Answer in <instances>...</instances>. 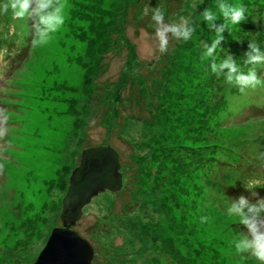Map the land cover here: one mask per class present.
<instances>
[{
  "label": "rangeland",
  "instance_id": "rangeland-1",
  "mask_svg": "<svg viewBox=\"0 0 264 264\" xmlns=\"http://www.w3.org/2000/svg\"><path fill=\"white\" fill-rule=\"evenodd\" d=\"M162 1L67 0L64 25L35 48L27 21L0 15V108L9 116L0 140V264L34 263L61 226L81 152L97 146L118 153L122 187L93 197L72 227L92 246L91 264H258L230 246L246 229L226 214V200L264 198L240 192L263 185L264 87L241 93L201 60V41L211 44L215 32L200 13L216 11V0H168L174 12L165 22L186 16L196 30L187 42L170 38L161 54L144 9L164 10ZM227 2L247 9L222 33L219 47L230 38L236 48L250 22L264 29V0ZM4 43L25 56L16 60ZM124 68L133 82L120 90ZM257 72L264 78V66ZM204 142L219 146L211 158Z\"/></svg>",
  "mask_w": 264,
  "mask_h": 264
},
{
  "label": "clouds",
  "instance_id": "clouds-1",
  "mask_svg": "<svg viewBox=\"0 0 264 264\" xmlns=\"http://www.w3.org/2000/svg\"><path fill=\"white\" fill-rule=\"evenodd\" d=\"M67 0H2L0 2V15L9 12L13 19L27 21L28 35L32 47L47 44L65 23V8ZM216 11L205 8L200 16L207 27L215 32L211 44L201 41L203 52L201 60L209 62L212 74L217 78L223 76L224 81L235 86L241 93L246 89L255 90L264 87V78L257 72V66H264V50L253 40L247 44V51L243 56L244 70L232 54L225 52L222 59L217 60L215 55L223 40L222 33L228 29L229 24L238 25L245 20L247 9L243 4H230L227 0H216ZM151 12V21L154 25V39L161 54L168 51L170 38L187 42L195 32V27L189 17L181 16L178 22H165V12L162 7L144 9V14ZM218 17H222L224 23L217 24ZM9 116L6 109L0 108V140L7 135V122ZM6 150L5 145H0V158ZM257 159L264 161V151L257 154ZM4 164L0 163V174H3ZM226 214L235 217L238 224L246 231L237 232L230 242L236 254H244L264 264V198L250 201L241 195L235 199H227ZM207 217L201 218V223L207 221Z\"/></svg>",
  "mask_w": 264,
  "mask_h": 264
},
{
  "label": "water",
  "instance_id": "water-1",
  "mask_svg": "<svg viewBox=\"0 0 264 264\" xmlns=\"http://www.w3.org/2000/svg\"><path fill=\"white\" fill-rule=\"evenodd\" d=\"M121 187L119 156L114 148L97 146L83 150L61 201V226L52 229L33 264H91L92 246L72 227L93 197L105 191L118 192Z\"/></svg>",
  "mask_w": 264,
  "mask_h": 264
},
{
  "label": "trees",
  "instance_id": "trees-1",
  "mask_svg": "<svg viewBox=\"0 0 264 264\" xmlns=\"http://www.w3.org/2000/svg\"><path fill=\"white\" fill-rule=\"evenodd\" d=\"M168 3H169V1L168 0H163L162 1V5L164 4V10H165V13H166V15H170V14H172L173 12H174V10H171V8L169 7V5H168ZM258 8L260 9V10H263L264 9V5H260V6H258ZM149 26H153V25H149ZM150 31L151 30H154V27H150V29H149ZM257 34V35H256ZM245 37V39H244V42H243V44L241 45V46H238V47H236V48H234L235 47V45H236V43H235V41L232 43V46H230V45H226L227 43L228 44H230V41H231V39L229 38V39H227L225 42H224V44L223 45H221L219 48H222L223 47V51H219V48L217 49V53H218V55H219V57H218V60L219 59H222L223 58V56H224V54H225V52H227V53H229V54H232L233 55V57H234V59H236V62H237V60H240V59H242L243 60V56H244V53H245V51H244V45L252 38V39H254V40H257L258 42H260V43H263L264 42V29L262 28V27H259V32H258V30L255 28V24L254 23H252V22H250L249 24H248V27H247V29L245 30V35H244ZM8 44V43H7ZM22 50V53H21V51H19L17 54H16V56H18L19 58H23L24 56H25V49H21ZM217 57V56H216ZM136 68H138V67H135V69ZM134 69V70H135ZM138 76H140V77H142V75L141 74H139ZM122 77H123V80H122V82L120 83V85H117L116 87L117 88H119L120 87V90H123V88L125 87V85H128L129 83H132L133 82V79L131 78V75H130V71L129 70H126L125 71V68H124V71H123V73H122ZM91 80V79H90ZM213 84V83H212ZM111 85V84H110ZM220 87H223V84H220L219 85ZM219 86H217L216 88L218 89L219 88ZM115 87V88H116ZM215 113L219 110V109H222L223 108V101H222V103L220 102V101H218V103H217V105H215ZM204 124H206V122H203ZM191 131H192V133L193 134H195V135H197V134H199L200 133V128L198 127V128H192V129H190ZM203 145H204V147H203V149H205V150H207V149H209L210 148V158H211V156H213L214 154H216L217 152H218V150H219V146L217 145H215V144H213V143H210V145H208L207 144V142H204V143H202ZM207 161H208V159H207V157H206V155L204 154L203 155V161H202V163H207ZM189 163H194V160H189L188 161ZM68 182H69V180H68ZM261 182H263V181H261ZM264 184V183H263ZM67 187H68V185H67ZM252 188H254L253 187V185L251 186V187H242V189H241V193H243V192H246L247 190H249V189H252ZM67 190V189H66ZM121 190V189H120ZM225 191H226V188H225Z\"/></svg>",
  "mask_w": 264,
  "mask_h": 264
}]
</instances>
